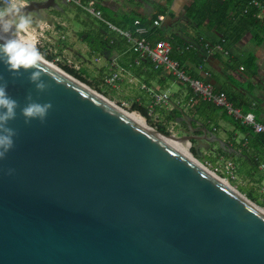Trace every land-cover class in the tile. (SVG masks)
Listing matches in <instances>:
<instances>
[{"label": "water", "instance_id": "water-1", "mask_svg": "<svg viewBox=\"0 0 264 264\" xmlns=\"http://www.w3.org/2000/svg\"><path fill=\"white\" fill-rule=\"evenodd\" d=\"M59 2L67 5L31 1L27 11L42 20ZM42 71L48 90L38 93L27 74L0 67L21 107L29 94L53 105L44 123L25 124L19 111L11 123L0 264H264L262 208L165 140L236 153L210 123L182 116L190 132L166 137L48 61Z\"/></svg>", "mask_w": 264, "mask_h": 264}, {"label": "crops", "instance_id": "crops-1", "mask_svg": "<svg viewBox=\"0 0 264 264\" xmlns=\"http://www.w3.org/2000/svg\"><path fill=\"white\" fill-rule=\"evenodd\" d=\"M102 8L105 9V17L114 23L117 27L125 25L124 18L136 13L142 17H145L147 20H151L152 17L156 14L155 6L167 5V0H101ZM194 0H182L181 10L177 12L173 11V5L178 3L179 0H174L171 4L168 5V11L165 14V21L159 27L158 31H161L165 40H169L173 36L177 37H188V38H206L212 36L213 43L218 44L217 39L221 36H214L213 33L208 34L205 30L193 31L188 27L187 20V11L188 8L192 5ZM126 27V26H125ZM130 29V28H128ZM96 39L100 41H107L108 39L113 41L119 38L113 32L107 30V28L100 24V27L95 29ZM254 32H249L246 34L241 42L232 47L231 53L232 56L228 57L220 53H216L213 56H207L206 53L203 57V60H200L197 65H193L190 61H187L184 69L192 77H196L205 82L212 83L217 90L224 91L228 94H241L245 96L248 100L252 101V112L256 115V118L262 124L264 123V42L258 44L254 40ZM86 39L83 40V44L94 43L88 41V36H85ZM91 50L87 47L82 48L83 52L77 53V57L84 61V55L90 53L94 55L92 46L88 45ZM71 54L72 52L69 51ZM107 63L100 64L99 69L101 72V79L103 83H106L107 78L110 75L109 65L113 60V57L117 59V62L123 66L127 72L125 73L123 79L118 82L117 88L115 90H120L122 94L130 95V101H132V106L148 108L151 103V97L147 92V89H144L146 85L148 88L157 90L153 84H159L160 87H167L169 79L174 80L169 76L164 70L156 69L152 66L149 60H140L138 61L137 56L129 49L128 51L113 53L109 56L103 53ZM89 55V54H88ZM72 56V55H71ZM255 59L257 64V73L256 75L250 76L249 68H246L243 63H251V58ZM81 61V62H83ZM83 68V66H82ZM91 68V66H88ZM241 68H244L241 71ZM84 70V68L82 69ZM86 70V69H85ZM84 70V71H85ZM87 71H85V74ZM88 74V73H87ZM133 82L131 83V81ZM145 80V81H144ZM175 81V80H174ZM181 86L180 92L174 93L172 96V103L177 105L178 103L184 105L188 101V96L191 95L189 87L185 84L179 83ZM108 86V85H107ZM255 87L254 92L249 93V90ZM134 89V90H133ZM179 105H177L178 107ZM182 111V116L190 117L196 119L197 122H203L208 124L209 129L216 134L218 138L230 144L231 147L237 150L236 153H227L230 159L237 163V160L242 159L241 152L242 150L239 146H243L248 149L251 154L259 157L264 161V144L257 143L255 137L243 133L237 130L236 126L232 123V120H228L229 117L223 109H219L220 115L215 114V110L212 107L198 104L189 108H183L180 106ZM232 119V118H231ZM224 121L225 125L221 126L220 122ZM180 125V120L176 121ZM197 122H194L195 128L198 130L196 135H202L199 132V127ZM182 126L183 123L181 124ZM186 127L189 129V125L186 124ZM190 132H187L184 134ZM255 133V132H254ZM256 134V133H255ZM203 143L200 145V150L203 154V157L207 161L211 159H216L217 161L219 150L218 144L211 146L206 141H198ZM215 148V151L212 153L210 150ZM225 152V151H224ZM210 154H213L211 157ZM215 157V158H214ZM216 161V162H217ZM239 167V164H236ZM264 165V164H263ZM264 172V169H261ZM247 176V175H246Z\"/></svg>", "mask_w": 264, "mask_h": 264}, {"label": "trees", "instance_id": "trees-1", "mask_svg": "<svg viewBox=\"0 0 264 264\" xmlns=\"http://www.w3.org/2000/svg\"><path fill=\"white\" fill-rule=\"evenodd\" d=\"M174 0H167V5H159L156 4V14L152 17L151 20H147L145 17L140 16L139 14H132L124 18L125 25H121L123 29L130 28L134 30V22L139 19L143 22V24L151 26L155 20H157L160 16H165L168 11V5L171 4ZM253 0H194L192 5L188 8L187 11V20H188V27L193 31L205 30L208 34L213 33V35L221 36L217 39V42H220L229 52V56H232L231 49L233 46L241 42L246 34L249 32H254V40L257 45L262 44L264 42V20L256 19L254 17V13L256 12V8L254 5L251 4ZM261 4L264 5V0H257ZM81 10V9H79ZM104 15H106V11L102 8ZM247 11V12H246ZM57 14L60 15L58 11H55ZM101 25H103L100 22ZM104 26V25H103ZM126 26V27H125ZM150 39L152 41L156 40H165L161 31L153 30L150 34ZM89 38V37H88ZM99 43L100 50L109 56L112 53H119L128 51L131 48V45L128 43L127 39L124 38H117L114 40L113 44H111V40L107 41H100L96 39ZM171 44L173 45V58L181 63V65L185 66L187 61H190L193 65H197L200 60H203L205 55V43H210L211 45H215L213 43L212 36L204 38V41L201 40L200 37L197 38H186V37H177L173 36L169 39ZM219 44V43H218ZM186 47H191L185 53H181ZM46 59L49 61H53L54 57L52 55H47ZM150 63H152L150 61ZM245 64L246 68H249L250 76L256 75L258 69L257 64L255 63V59L251 58V63H243ZM154 68L155 65L152 63ZM68 74L72 75L73 77L77 78L82 82H87L85 77V71H76L69 67H62ZM157 69V68H156ZM163 70V69H160ZM172 77V76H171ZM173 78V77H172ZM196 78V77H195ZM255 87H252L249 90V93L254 92ZM229 100L233 103L236 108L241 109L243 112L247 113L252 110V101L248 100L245 96L241 94H228ZM190 96H188L189 99ZM204 105L210 106L213 110H219L218 108L209 103H202ZM134 108V107H133ZM134 111H139L148 121L151 118L148 116V110L144 107L135 106ZM162 113L167 114L168 122L177 121L179 118L182 117V109L180 107H176L172 111L166 109H159ZM232 120V123L236 126L237 130L248 133L255 137V141L260 144H264V134H255L252 129L249 127L243 126L241 123ZM264 124V123H263ZM183 125L186 124L183 123ZM195 127V126H194ZM159 130L162 131L163 127L158 125ZM189 131V129L186 127ZM195 144V142H193ZM242 150L241 156L242 159L237 160L239 164L238 174L240 175H247V178L253 179L256 183L262 186L264 182V172L261 170V166L264 164L262 159L259 157L254 156L251 154L247 148L243 146H239ZM193 154L200 160L198 157V153L196 149L192 148ZM219 156L218 159L221 157L230 158V156L224 152L223 150L218 151ZM212 163H216V159H211ZM235 163V164H237ZM242 193L248 195L249 199L264 207V195L255 194L253 191H246V189L241 188Z\"/></svg>", "mask_w": 264, "mask_h": 264}, {"label": "built area", "instance_id": "built-area-1", "mask_svg": "<svg viewBox=\"0 0 264 264\" xmlns=\"http://www.w3.org/2000/svg\"><path fill=\"white\" fill-rule=\"evenodd\" d=\"M61 1L65 2L68 6L81 9L101 22L110 32H113L118 37L127 39L128 43L131 45L130 50L137 56L138 61L149 60L157 69H163L169 76H172L175 81L187 85L191 91V95L184 105L178 103V107L184 106L185 108H189L201 103H209L223 109L229 117L241 123L243 126L249 127L256 134H264V124L257 120L256 115L252 111L245 113L241 109L236 108L229 100L226 92L217 90L212 83L194 78L187 73L181 63L173 58L174 48L169 40L152 41L150 39L149 36L151 32L161 27L162 23L165 21V16H160L151 26L145 25L141 20L137 19L134 22V30H125L117 27L105 17L102 10L103 3L101 0ZM25 2L29 5L30 0H25ZM251 4L256 8L254 17L256 19L264 20V5L257 0L251 1ZM37 22L38 21H36L34 28L35 35L38 39V46H41L43 42L48 39L49 35H58L61 32L58 30L57 25H49L48 23H44L43 25L40 23L37 24ZM59 25L64 26V24ZM60 38H62V41L66 40L65 36H61ZM201 40L204 41V38H201ZM111 44H113V41H111ZM190 48L191 47H186L183 51H181V53H185ZM204 48L206 55L209 57L215 55L216 53L229 56V52L225 50L224 46L220 43L215 45L205 43ZM67 51L68 50H65V52ZM53 52L58 53L55 49H53ZM49 54L50 53H48V55ZM56 61L58 65L61 63L64 65L63 67H69L76 71H81L82 67L72 59V56L67 57V55H65L64 58H61V56L58 55ZM99 61L100 60L98 59L97 62ZM109 70L110 75L105 84L110 87L117 88L118 82L123 79L127 70L117 62V59H113L110 62ZM243 70L244 68H241V71ZM132 82L133 80L131 83ZM144 89H147V92L151 97V103L147 108L148 116L156 122L159 121L160 117L159 109L172 111L177 107V105L172 103V96L168 93L150 89L146 85L144 86ZM125 106L128 107L129 105L125 103ZM201 163L213 175L223 181L228 182L231 180L235 181L237 179L236 164L230 159L221 157L216 163H212L211 161ZM260 168L264 169V165Z\"/></svg>", "mask_w": 264, "mask_h": 264}, {"label": "clouds", "instance_id": "clouds-1", "mask_svg": "<svg viewBox=\"0 0 264 264\" xmlns=\"http://www.w3.org/2000/svg\"><path fill=\"white\" fill-rule=\"evenodd\" d=\"M182 0L173 5L177 14L181 10ZM25 0H0V67L14 79L27 74L28 83L38 93H45L48 84L42 65L45 57L38 47L35 35L33 12L27 11ZM9 82L0 74V161H4L16 146V130L11 123L17 119V113L24 118L25 124L33 121L46 122L53 105L51 102L40 103L29 94L26 104L21 107L8 91ZM14 169H7L6 174L14 175Z\"/></svg>", "mask_w": 264, "mask_h": 264}, {"label": "rangeland", "instance_id": "rangeland-1", "mask_svg": "<svg viewBox=\"0 0 264 264\" xmlns=\"http://www.w3.org/2000/svg\"><path fill=\"white\" fill-rule=\"evenodd\" d=\"M55 11H58L60 13L57 14ZM35 22L43 24L48 23L49 25H57L58 30H60V34L58 35H49L48 39L51 40H45L41 46H38L40 48V51L45 57V60L49 63L55 65L57 69L63 70V64L59 63L57 64V56L60 55L61 58H64L65 55L67 57L72 55V59L77 62L81 67L83 66L84 70L87 71L85 74L87 82H82L86 86H88L92 91L97 92L98 94L102 95L109 101L113 102L116 106L121 108L122 110L129 112V113H137L140 115L147 125V127L157 130L159 133L166 137H170L171 135H176L180 137L183 133L187 132V129L185 126H182L181 124L178 125L176 121L168 122L167 120V114L162 113L160 111L159 113V121L156 122L154 119H151L148 121L139 111H134L135 106H132V101H130V95L128 94H122L120 90H115L114 88L107 86L103 83L104 77L101 79V70L99 69L100 64L107 63V60L103 54V52L100 50V45L96 41V34L95 29L100 27V22L95 19L93 16L85 13L82 10H79L78 8L68 6L63 4L62 2H59V10H49L43 12V19L42 20H34ZM59 24H64V26H60ZM59 25V26H58ZM61 36H65L66 40L62 41ZM85 36H88V41L94 42L83 44V40L86 39ZM61 39V40H60ZM53 43V44H51ZM92 46V50L94 52V55L88 53L87 55H84V61L77 57V53L83 52L82 48L87 47L89 50ZM53 49L57 50L58 53L53 52ZM65 50H68L65 52ZM69 51L72 53L70 54ZM50 53L54 57L53 61H49L46 59V56ZM100 60L97 62V60ZM83 61V62H81ZM88 66H91V68H88ZM81 68V70L83 69ZM101 71V72H100ZM75 78V77H74ZM77 79V78H75ZM145 81V80H144ZM155 88L158 89L159 92H165L169 95H173L176 92H180L182 89L179 82L169 79L167 87L163 88L160 87L159 84H153ZM134 90V89H133ZM125 103L129 106H125ZM134 107V108H133ZM183 108H185L183 106ZM216 115H220V110H215ZM158 125H161L163 127L162 131L159 130ZM221 126H224V121L220 122ZM203 143L196 142L195 144L192 143V148L199 149L200 145ZM212 147V146H211ZM191 148V153L192 152ZM209 155L213 157V154ZM193 156L196 158V156L193 154ZM215 158V157H214ZM197 159V158H196ZM201 162H205L204 158H200ZM237 179L235 181H226L232 188L242 193V189H246V191H253L255 194L264 195V182L261 185L256 183L253 179L247 178L246 175H240L238 174V169L236 173ZM245 197H248L245 192L242 193ZM250 200V199H249ZM253 202V201H252ZM254 203V202H253ZM256 204V203H255ZM257 205V204H256ZM260 208L264 209V207L257 205Z\"/></svg>", "mask_w": 264, "mask_h": 264}, {"label": "bare ground", "instance_id": "bare-ground-1", "mask_svg": "<svg viewBox=\"0 0 264 264\" xmlns=\"http://www.w3.org/2000/svg\"><path fill=\"white\" fill-rule=\"evenodd\" d=\"M46 61V60H45ZM47 62V61H46ZM53 65V64H51ZM54 67H56L55 65H53ZM57 68V67H56ZM132 119H134L135 121H137L138 123H140L143 126H147L145 123V120L138 115L137 113H129L126 112ZM168 143H170L171 145H173L174 147H176L179 151H181L183 154L193 158V155L191 153L190 149V144H183L177 140L174 139H165ZM224 183L228 184L226 181H223ZM229 185V184H228ZM262 211L264 212V209H262Z\"/></svg>", "mask_w": 264, "mask_h": 264}, {"label": "flooded vegetation", "instance_id": "flooded-vegetation-1", "mask_svg": "<svg viewBox=\"0 0 264 264\" xmlns=\"http://www.w3.org/2000/svg\"><path fill=\"white\" fill-rule=\"evenodd\" d=\"M31 1H41V0H30V2H31Z\"/></svg>", "mask_w": 264, "mask_h": 264}]
</instances>
